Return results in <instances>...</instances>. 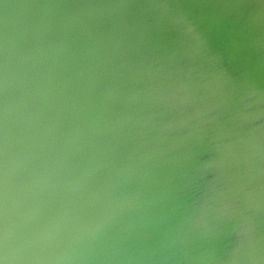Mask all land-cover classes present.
Wrapping results in <instances>:
<instances>
[{
  "label": "bare ground",
  "instance_id": "1",
  "mask_svg": "<svg viewBox=\"0 0 264 264\" xmlns=\"http://www.w3.org/2000/svg\"><path fill=\"white\" fill-rule=\"evenodd\" d=\"M264 264V0H0V259Z\"/></svg>",
  "mask_w": 264,
  "mask_h": 264
},
{
  "label": "clouds",
  "instance_id": "2",
  "mask_svg": "<svg viewBox=\"0 0 264 264\" xmlns=\"http://www.w3.org/2000/svg\"><path fill=\"white\" fill-rule=\"evenodd\" d=\"M18 240L11 233L5 235L4 238V258L0 259V264H10L9 255H15L17 251Z\"/></svg>",
  "mask_w": 264,
  "mask_h": 264
}]
</instances>
